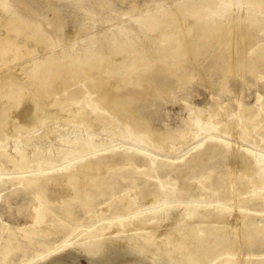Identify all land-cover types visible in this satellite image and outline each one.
<instances>
[{"label":"bare ground","instance_id":"1","mask_svg":"<svg viewBox=\"0 0 264 264\" xmlns=\"http://www.w3.org/2000/svg\"><path fill=\"white\" fill-rule=\"evenodd\" d=\"M120 2L122 5L129 4L130 11H124L125 16L135 13L136 16H131V22L126 28L125 35L128 36L129 43L120 45L118 41H111V50L107 53L94 48L75 55L67 50L62 56L50 54L39 58L37 57L38 41L44 40L37 29L23 23L19 17L14 16L15 14L10 15L2 23L0 21V72L7 70L0 73V185L13 179L16 187L23 189L27 194H32L36 201L28 212L26 226L18 228V234L6 233L8 249L4 252V262H7L14 249H24L22 242L32 243L39 240L51 242L55 236L51 230L61 229L67 224L69 234L73 236L72 241L57 244L40 256L26 258L18 264H34L49 255L54 256L75 245L76 240L80 242L78 249L86 253L92 260L91 264L131 262L150 264L147 259L133 253L134 247L130 238L137 240L142 247L149 246L156 241L158 232L154 230L148 232L147 229L152 226L158 229L162 221H170L174 226L162 234L163 243L169 248L167 256L173 260L178 255L191 263L198 260L211 237H224L228 227L233 232L235 242L240 245L250 246L256 235L264 233V211L260 212L262 221L257 225L250 220H237V218H235L236 223L227 225V216L232 215L236 210V208L229 210L227 207L221 210L215 209L211 217H199L200 219L195 220L192 225H187V221L197 215L196 211L199 207L190 208L189 204L181 212L171 214V211H175L171 209L165 217L161 216L162 207L174 200L175 203H179V198L183 197V193L175 192L173 180L165 175V171L172 167L168 160L171 153L181 147L173 146L172 152H165V145L172 138L170 133L156 136L144 131L138 132L133 139L130 136L134 132L133 129L126 122H123L125 126L120 123L119 110V103L126 94L141 97L152 91L150 72L141 71L139 69L141 63L149 62L152 73H166L173 81H179L181 76L176 69L185 63L197 60L202 51L208 50L212 51L209 63L221 60L222 65L218 66V69L224 73L232 75L237 72L240 74L245 70L250 72L255 62L248 67L249 61L254 60L261 47L250 50L253 30L260 31L264 35V0H163L167 7L161 4L156 10L152 9L154 4L151 2L145 8L139 6L137 2L131 4L127 3V0ZM235 8L243 9L244 13L239 19L235 16ZM76 35L78 33L70 36L71 40L75 39ZM20 38L24 42H20ZM31 41H35L33 48L28 45ZM145 45L149 50L158 52L160 61L171 54L173 57L165 64H161V62H151L152 54L147 56L132 54L135 49L141 50ZM118 47L120 53L115 50ZM239 50L241 61L237 62ZM20 64H22L21 69L18 67ZM93 71L96 73L94 76ZM55 80H62L63 84L56 86ZM122 83L124 86H121ZM12 86H16L19 92L11 95L6 103L3 100L6 96L5 90ZM26 100L32 104L31 107L23 108ZM255 107L260 114L264 111L260 96ZM218 108L224 114V107ZM196 112L197 115L194 117H192L193 113L191 114L183 126L184 131L179 134L183 143L192 136L194 140L204 136L207 140H213L206 144L207 147L212 146L215 144V138L225 137L233 126L232 123H228L224 130H219L212 123L214 116L211 110L207 111L209 119L206 121L201 118L204 111ZM38 113H42V117H38ZM47 117L73 125L75 131L79 133L75 138L64 139L71 148L65 154L60 153L59 156L60 162L65 159L71 161L70 167L63 171L68 175L47 174L50 161L44 158L42 152H33L32 141H27L30 128L28 123L36 121L45 123ZM96 128L108 133L109 138L125 143L129 147L120 151V154L118 152L116 155L112 154L110 158L108 154L103 156L102 160L95 162L85 159L99 148V145L93 141ZM7 129L10 130L11 136L6 134ZM53 130H55L52 136L54 138L58 136L61 128ZM126 130L129 135L125 134ZM186 130L191 133H186ZM8 139L15 143L10 153L7 152L8 144L3 143L4 140L8 142ZM41 141L39 143L42 144ZM44 141L51 143L48 138ZM33 148L35 149L34 145ZM160 157L166 160L160 159L157 162ZM79 158H83L84 161H81L80 166L75 167V162ZM262 158V156L254 157L252 163L256 167L254 176L235 173L229 175L230 187L235 191L233 197L238 202L236 207L241 205L239 199L244 196L239 193V189H236L240 180H244L243 183L250 187L256 197L253 201L261 203L264 207V197L257 196L258 191L264 192V169L258 167L264 162ZM117 160L121 161L122 165H119ZM148 163L151 167L157 166L158 169L151 171L150 167L146 168ZM237 164L243 168L246 160L241 157ZM32 168H37V172L31 171ZM103 168H106V172ZM246 169L249 170L247 167ZM250 169L252 170L251 167ZM122 171L125 172L120 173ZM111 172L115 173L119 182L125 186L122 195L116 198L114 192L106 193V186L102 185L103 178ZM246 174H249V171ZM133 175L143 180V187L151 186L153 183L157 188L150 190L148 194L151 208L147 209V212L143 211L139 196L133 191V186L136 185ZM114 178L110 177L107 180L109 182ZM85 180L88 181L87 184ZM205 180L206 177H202L199 182ZM45 181H50L53 187L65 186L66 190L61 189V193L55 196L54 204H51L40 192L41 183ZM83 184L87 189L97 185L103 186V189L90 193L89 201L81 202L91 223L90 226L77 232L81 224L73 223L75 220L69 217L74 207L70 204L63 206L62 209L65 211L61 216L57 215L55 207L62 205L65 197L83 198L81 193ZM83 196L87 197L85 194ZM94 198L97 200V205L91 203ZM248 214L251 217V214ZM69 220L74 221L69 224ZM43 227L48 230H44ZM5 232L6 226L1 223L0 241L5 237ZM18 237L22 242L17 240ZM93 243L98 245L97 250L91 249ZM69 258L74 264H78L76 257ZM258 258L242 252L232 253V250L227 248L216 264H264L260 263ZM50 264H68V262L66 257H60Z\"/></svg>","mask_w":264,"mask_h":264},{"label":"rangeland","instance_id":"2","mask_svg":"<svg viewBox=\"0 0 264 264\" xmlns=\"http://www.w3.org/2000/svg\"><path fill=\"white\" fill-rule=\"evenodd\" d=\"M133 2H137L143 8L147 7V4L151 2V4H154V8L152 7L154 10L159 5L164 4L163 0H127V3L131 4ZM163 7H167V5L164 4ZM124 11H130L129 4L122 5L120 0H0L1 23L10 15L15 14L14 16L19 17L23 23L32 25L41 33L44 41H38L39 43L36 41L38 43L37 57L39 58L50 54L62 56L63 52L67 50H70L73 53L72 55H75L85 53L87 50L94 48L107 53L111 50V41H118L120 45L129 43V38L125 35V32H127L126 28H128L131 22V16H136V13L127 17L123 14ZM235 11V16L238 19L244 13L242 8H235ZM76 33L78 35H76L75 39L71 40L72 35ZM20 42H24V40L20 38ZM34 42L31 41L28 44L29 47L33 48L35 46ZM258 46L261 47L258 50L257 56L254 60L249 61L250 65L248 67L255 62L252 65V69H250L251 71L245 70L240 74L237 72L230 75L218 69V66L222 65L221 60L209 63L212 51L208 50L202 51L197 60L185 63L176 69V72L181 76L179 81H173L166 73H152L151 68H149V62L141 63L139 69L150 72L152 91L141 97L126 94L119 103L120 120L122 122L119 121L123 126H125L123 122H126L133 129L134 132L130 135L133 139L138 135V132L144 131L156 136L170 133L172 138L165 145L164 150L166 153L172 152L173 146L177 148L181 147L178 151L171 153L172 155L168 160L172 167L165 171V175L173 180L175 192L183 193V197L179 198V203H175L174 200L162 207L161 216L165 217V214L171 211V209H175L174 212L171 211V214L181 212L189 204L190 208L199 207V209L196 211L197 215L187 221V225L194 224L195 220L200 219L199 217H211L213 216L211 213L215 209L219 208L221 210V208L225 207L229 208V210L236 208L233 213L234 215L227 216V225L236 223L235 218L237 220H250L254 225L262 221L260 212L264 211V207L261 203L253 201L256 197L251 192L250 187L243 183L245 182L244 180H240L241 183L239 181V186L236 189H239V193L244 196L239 199L241 205L236 207V203L238 202L233 197L235 191L230 187L231 180L228 179L229 175L233 173L254 176V171L256 170L255 165H252L254 157L262 156V159H264V111L260 114L255 107L258 96L261 97V105L264 107V35L260 31L253 30L250 50H255ZM143 47V50L135 49L132 54L135 53L138 56L152 54L151 62H161V64H165L168 59L173 57L172 54L167 57L164 56L163 61H160L157 51L149 50L146 45ZM115 50L120 53L119 47L115 48ZM239 51L237 52V62L241 61V51ZM247 51L246 53H248ZM21 65H18V67ZM6 71L4 70L0 73ZM94 74L96 73L93 71L92 75L94 76ZM188 75L192 76L185 78ZM54 83L56 86L63 84L62 80H55ZM122 84L121 86H124V83ZM73 88L75 89L76 86ZM5 91L4 102L11 95L19 92L16 86L7 87ZM240 104L241 106H239ZM31 105L26 100L23 103V108L31 107ZM219 106L224 107V114L218 110ZM197 110L204 111L201 118L205 121L209 119L207 111L211 110L214 116L212 123L219 130H224L228 123H232L233 126L225 137L215 138V144L212 146L207 147V142L211 143L213 140H207L204 136L195 140L192 139V136L183 143L179 138V134L184 131L183 126L189 120L191 114L193 113L192 117L197 115ZM38 117H42V113H38ZM28 125H30L28 135L25 134L24 136L26 137L27 135L28 142L32 141V151L42 152L44 158L50 161L48 165L49 171L46 173L68 175L63 171L70 167L71 161L65 159L60 162L59 156L62 153L65 154L71 148V145L66 143L64 139H72L79 135L75 131L76 128L62 121L49 119V117L46 118L45 123H38L36 121L29 122ZM55 128L56 130H60L61 128L62 132L60 131L58 136L53 138V131H55L53 129ZM186 131V133L190 132ZM6 134L8 136L12 135L8 129ZM95 134L93 141L99 145V148L95 153L93 152L85 158L91 162L102 160L103 156H107L108 154L110 158L112 154H120V151L122 152L124 148L129 147L125 143L122 144V142L116 139L109 138L108 133H105L102 129L96 128ZM125 134L129 135V132L126 130ZM47 138L51 143L44 141ZM55 138L58 139L55 140ZM41 139L43 140L41 141ZM33 141H35V144ZM40 141L42 144L39 143ZM3 143L8 144L7 152L10 153V149L14 147V141L8 139V142L4 140ZM204 144L207 145L205 146ZM241 157L246 160L243 168L237 164V161H240ZM160 159L164 160L165 158L160 157L157 162ZM41 161L44 162V160ZM81 161H84L83 158L76 160L75 167L80 166ZM118 163L122 165L121 161H118ZM149 167L151 171L156 168L158 169L157 166L151 167L148 163L146 168ZM250 167L253 172H251ZM258 167H263L264 169V162ZM103 169L106 172V168ZM37 170V168H32L31 171L37 172ZM248 171L249 174H246ZM9 177L13 176L9 175ZM110 177L115 178L108 182ZM136 177V175L132 177L136 181L133 191L139 196L140 205L144 208L143 211L147 212V209L151 208L148 194L150 190H155L156 186L152 183L151 186L143 187V180ZM202 177H206L207 180L199 182V179ZM85 181L87 184L88 181ZM15 184V181L11 179L8 183L0 185V224L3 223L6 226L5 237L0 241V264H18L26 258H32L35 255L40 256L48 248H53L57 244L61 245L69 240H73V236L69 234L68 224L61 227V229L51 230V233L55 235L51 242L48 240H39L32 243L22 242V239L18 237L17 240L23 243L24 249H14L9 255L7 262H4V252L8 249L5 240L6 233L16 232L18 234V228L26 226L28 212L36 202L32 194H27L23 189L18 186L16 187ZM102 185L106 186V193L114 192L115 198L121 196L125 188L113 172L103 178ZM185 188L187 189L185 190ZM61 189L66 190L65 186L53 187L50 181H45L41 183L40 192L45 195L51 204H54L55 196L61 193ZM101 189H103L101 185L87 189L86 185L84 186L83 184L81 186L83 198L65 197V202L55 207L57 215H63L65 209H62V207L70 204L74 208L69 217L74 219L75 222H73L74 220H69V224L72 222L81 224L77 232L90 226V218L86 215V210L82 207L81 202L89 201L90 193L98 192ZM84 194L87 197H84ZM259 195L264 197V192L258 191L257 196ZM226 202L227 204H224ZM91 203L97 205V200L94 198ZM248 213L251 214V217ZM172 224H170V221H162L158 229L153 226L149 227L147 229L148 232L150 230L158 232L155 238L156 241L149 246L142 247L137 240L130 238L131 244L134 247L133 253L138 254L140 258L147 259L150 264H216L220 255L229 248L232 250V253L242 252L246 255L259 257L258 261L264 263V243L261 244V242H264V233L256 235L250 246L247 244L240 245L235 242L233 232H231L229 227L227 231L225 230L224 237H211L209 244L204 248L197 261L192 263L186 262V260H183L178 255L172 260L167 256L169 248L166 246V243H163L162 235L174 227ZM44 230L48 229L44 228ZM79 244L80 242L76 240V244L70 248L54 256H44V259L34 264H50V262L53 263L55 259L60 257H66L68 264H74L72 259L69 258L70 256L76 257L78 264H91L92 260L87 257L86 253L78 249ZM91 249L97 250L98 245L93 243ZM129 264H134V262Z\"/></svg>","mask_w":264,"mask_h":264}]
</instances>
